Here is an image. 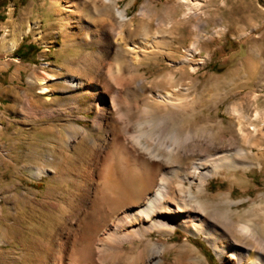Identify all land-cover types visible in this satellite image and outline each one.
Here are the masks:
<instances>
[{"label": "bare ground", "instance_id": "1", "mask_svg": "<svg viewBox=\"0 0 264 264\" xmlns=\"http://www.w3.org/2000/svg\"><path fill=\"white\" fill-rule=\"evenodd\" d=\"M66 1L72 10L79 8L78 0ZM98 1L99 4L93 7L98 13V21L110 27L108 33L96 27H83L80 35L71 30L65 33L70 46H100L93 54V61L88 54V58L79 63L81 71L89 73L93 70L94 74L85 77L63 74L55 79L42 75L39 78L41 94L47 96H51L48 83L60 82V93L65 102L67 100L68 111L64 113L68 121L62 139L54 137L51 142L54 148L44 161L48 168L26 163L23 169L35 180L47 182V199L56 194L55 188L69 198L66 206L55 201L49 203L52 209L59 211L57 225L61 226V232L68 228L66 235L59 237L55 245L57 236L50 231L40 250L54 253L52 264H157L159 260L165 261L166 252L173 250L178 252L173 264H180L183 254L188 255L187 259L198 254L189 243L168 247L160 241L155 243L152 236L166 237L182 230L203 239L225 264H264L261 253L264 251V214L247 222H235L232 217L234 203L230 197H221L219 204L204 200L211 178L221 175L225 169L248 166L241 164L239 158L238 162L233 157L235 154L232 156L226 150L231 148L224 144L226 137H221L222 147H218L210 122L185 129L186 121L196 113L194 105H187L182 100L180 93L183 90L176 88L175 76L165 74L147 86L139 68L147 57L164 54L162 37L165 36H161V46L149 41L132 43L130 27L133 21L127 22L126 13L117 7L116 0ZM183 4L182 17L171 25L170 34L192 19L199 23L204 20L199 3L183 0ZM88 10L85 6L78 12L84 14ZM144 13L142 19H150V12L144 10ZM61 14L59 19L68 28L72 15L63 19ZM201 40L200 34H196L192 46L177 62L188 63L185 68L191 75L197 69L196 64H190L191 58ZM108 41L114 45L112 55L117 63L105 69L100 61L110 50ZM7 44L8 40L3 38L2 48ZM92 112V128L84 129L77 121L86 120V114ZM76 113L80 116H75ZM22 117L42 124L58 118L51 107L32 108L27 96L22 105ZM41 126L43 129L44 125ZM257 133L258 129L253 134ZM95 134L102 137L101 141L93 137ZM84 146L92 151L97 149L96 155L89 154L85 167L74 170L70 159L72 156L86 157V150H82ZM207 149L212 151L206 152ZM183 158L191 164L182 165ZM91 162L94 164L90 165ZM18 195L12 194L11 198ZM32 201L27 200V203ZM78 202L79 205L82 202V207L74 211ZM256 224L262 225L261 230H257ZM235 235L250 242L251 249L240 246ZM137 242L143 248L135 255L125 251L127 244ZM25 255L28 260L37 256Z\"/></svg>", "mask_w": 264, "mask_h": 264}, {"label": "rangeland", "instance_id": "2", "mask_svg": "<svg viewBox=\"0 0 264 264\" xmlns=\"http://www.w3.org/2000/svg\"><path fill=\"white\" fill-rule=\"evenodd\" d=\"M5 1L7 7L0 10V89L3 90L0 93V264H52L54 253L48 254L39 247L47 242L50 231H54L57 236V240H54L56 245L59 237L66 235L68 228H63L65 231L61 232V226L57 225L59 211L52 209L49 203L55 201L66 206L69 198L65 193L63 195L62 190L55 188L56 194L47 199V182L35 180L24 171L23 165H44L46 157L51 155L50 149L54 148L51 143L53 138L62 139L68 121L65 113L68 110L67 100L65 102L60 93V82L48 83L51 96H47L41 94L39 78L47 75L55 79L72 73L81 77L93 75V70L89 73L81 71L79 63L88 58V54H91L89 59L93 61V54L100 50V46H70L65 33L71 30L80 35L83 27H96L108 33L110 27L98 21V13L93 7L99 4L98 0H78L77 10L69 8L66 0ZM191 1L201 5L200 12L204 20L199 23L192 19L177 32H172L173 35L169 29L182 17L183 0H116V5L126 13L127 22L133 21L130 27L133 31L132 43L149 41L156 46L163 44L165 49L163 55L147 57L141 63L139 73L145 76L147 86L159 81L165 74L175 76L176 88L183 90L180 93L182 100L187 105H194L196 113L192 120L186 121L185 129L210 122L215 130L212 132L218 147H222L221 137H226L230 141L225 140L224 144L231 146L226 150L232 156L234 153L236 156L233 157L236 160L239 158L241 164L248 166V169H225L221 175L211 178L204 197V200L216 204L221 202V197H230L234 203V221L247 222L264 214V0ZM85 6L89 7L88 11L84 14L78 12ZM144 10L150 12V19H142ZM60 13L63 19L72 15L69 29L61 23ZM36 23L39 26L36 27ZM198 24L201 26L195 27ZM198 33L202 40L191 58L190 64L197 65L196 72L191 75L185 68L189 66L188 63L177 62L192 46ZM161 36H165L162 37V44ZM3 38L8 40L4 49ZM23 43L39 47L35 62L27 63L16 57V50ZM107 45L110 50L100 61L105 69L117 63L112 55L114 45L110 41ZM175 51L177 54L173 55ZM26 96L32 108L51 107L57 112L58 118L45 121L44 124L24 120L22 105ZM60 110L63 112H58ZM75 116H80V113ZM86 116V120L77 122L84 129H90L94 113ZM41 125H44L43 129ZM257 129L258 133L254 135ZM93 137L97 141L102 138L98 134ZM82 150H86V157L72 156L70 159L71 167L77 171L85 167L89 154L95 157L97 152V149L92 151L86 146ZM180 163L191 164L186 158ZM44 166L48 168V165ZM22 174H25L23 178ZM15 193L19 195L11 198ZM27 200L33 201L28 204ZM81 205L76 203L74 211H78ZM24 206L27 207L23 210ZM258 224L256 228L261 230L262 225ZM262 233L264 235V230ZM152 239L168 247L189 243L198 254L189 259L186 253L183 254L180 264H225L203 239L194 238L182 230L166 237L154 234ZM234 239L240 246L251 249V243L240 235H235ZM204 246L214 255L215 263L209 261ZM141 248L143 245L137 242L134 245L127 244L125 251L135 255ZM26 253L37 256L28 260ZM261 253L264 254V251ZM177 256L178 252L169 250L165 253V261L159 260L157 264H173Z\"/></svg>", "mask_w": 264, "mask_h": 264}, {"label": "trees", "instance_id": "3", "mask_svg": "<svg viewBox=\"0 0 264 264\" xmlns=\"http://www.w3.org/2000/svg\"><path fill=\"white\" fill-rule=\"evenodd\" d=\"M7 7V1L0 0V10ZM39 47L36 45H25L24 43L16 50V57L20 60L30 63L35 62L37 59V54L39 52ZM206 255L211 263H215L214 255L209 251L207 247L204 246Z\"/></svg>", "mask_w": 264, "mask_h": 264}, {"label": "crops", "instance_id": "4", "mask_svg": "<svg viewBox=\"0 0 264 264\" xmlns=\"http://www.w3.org/2000/svg\"><path fill=\"white\" fill-rule=\"evenodd\" d=\"M2 92H3V90L0 89V93H2Z\"/></svg>", "mask_w": 264, "mask_h": 264}]
</instances>
